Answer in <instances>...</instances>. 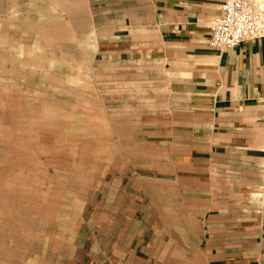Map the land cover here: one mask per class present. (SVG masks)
Segmentation results:
<instances>
[{"label": "crops", "instance_id": "crops-1", "mask_svg": "<svg viewBox=\"0 0 264 264\" xmlns=\"http://www.w3.org/2000/svg\"><path fill=\"white\" fill-rule=\"evenodd\" d=\"M220 1L63 7L78 3L92 32L96 76L109 68L129 95L113 107L127 110L118 141L135 143L117 166L115 205L157 207L160 230L174 221L180 237L188 231L203 264H264V35L210 45Z\"/></svg>", "mask_w": 264, "mask_h": 264}, {"label": "rangeland", "instance_id": "rangeland-1", "mask_svg": "<svg viewBox=\"0 0 264 264\" xmlns=\"http://www.w3.org/2000/svg\"><path fill=\"white\" fill-rule=\"evenodd\" d=\"M63 3L0 0V264H203L157 207L147 221L115 205L135 143L118 141L127 110L113 107L129 95L109 68L96 76L92 32Z\"/></svg>", "mask_w": 264, "mask_h": 264}, {"label": "built area", "instance_id": "built-area-1", "mask_svg": "<svg viewBox=\"0 0 264 264\" xmlns=\"http://www.w3.org/2000/svg\"><path fill=\"white\" fill-rule=\"evenodd\" d=\"M264 25V7L257 0H221L211 23L209 43L215 48H232L257 37Z\"/></svg>", "mask_w": 264, "mask_h": 264}]
</instances>
